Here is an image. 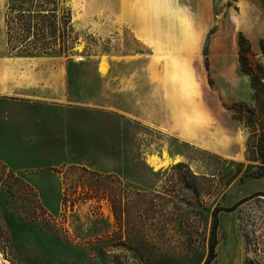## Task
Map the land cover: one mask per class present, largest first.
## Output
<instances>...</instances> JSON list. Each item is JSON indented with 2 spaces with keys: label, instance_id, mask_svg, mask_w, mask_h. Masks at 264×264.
<instances>
[{
  "label": "rangeland",
  "instance_id": "rangeland-1",
  "mask_svg": "<svg viewBox=\"0 0 264 264\" xmlns=\"http://www.w3.org/2000/svg\"><path fill=\"white\" fill-rule=\"evenodd\" d=\"M134 1L65 0L72 48L17 57L0 0V264H204L264 191V0ZM263 220L219 211L210 264Z\"/></svg>",
  "mask_w": 264,
  "mask_h": 264
},
{
  "label": "trees",
  "instance_id": "trees-1",
  "mask_svg": "<svg viewBox=\"0 0 264 264\" xmlns=\"http://www.w3.org/2000/svg\"><path fill=\"white\" fill-rule=\"evenodd\" d=\"M3 23L7 52L12 56L36 57L50 53L62 55L72 48L70 41L71 10L66 6L65 0H5ZM256 149L261 166L252 172V176L261 178L264 177V143L262 140L257 142ZM257 195L264 196V191L244 197L231 207L214 209L215 222L212 241L204 264H210L216 257L217 213L221 210L232 211L242 202ZM250 250L254 256L247 255ZM244 252L243 264H264V234H257L256 228L245 233Z\"/></svg>",
  "mask_w": 264,
  "mask_h": 264
},
{
  "label": "crops",
  "instance_id": "crops-1",
  "mask_svg": "<svg viewBox=\"0 0 264 264\" xmlns=\"http://www.w3.org/2000/svg\"><path fill=\"white\" fill-rule=\"evenodd\" d=\"M119 2H121V0H118ZM139 0H137L136 2H138ZM123 4L122 3H119V4H121V5H123V6H125V7H133V5H134V0H123ZM139 3V2H138ZM126 23H131V22H129V21H127L126 20ZM144 32H145V29H144Z\"/></svg>",
  "mask_w": 264,
  "mask_h": 264
}]
</instances>
